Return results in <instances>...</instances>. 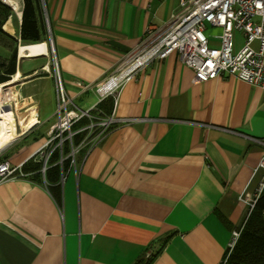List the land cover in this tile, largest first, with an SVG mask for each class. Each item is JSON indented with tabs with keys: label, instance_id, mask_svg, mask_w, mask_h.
Masks as SVG:
<instances>
[{
	"label": "crops",
	"instance_id": "crops-1",
	"mask_svg": "<svg viewBox=\"0 0 264 264\" xmlns=\"http://www.w3.org/2000/svg\"><path fill=\"white\" fill-rule=\"evenodd\" d=\"M180 1L44 0L74 102L90 93L82 108L89 109L108 96L100 84ZM22 13L7 20V32L20 31ZM53 68L47 40L20 43L16 73L0 83L18 134L0 156L13 166L31 157L45 166L40 150L57 120ZM194 78L174 52L126 81L113 112L134 120L79 150L76 166L65 177L61 170L60 202L46 170L43 183L28 175L0 180V264H221L250 211L239 196L253 200L264 177L256 171L264 146L254 141L264 137V88L233 75ZM2 108L0 92V141Z\"/></svg>",
	"mask_w": 264,
	"mask_h": 264
},
{
	"label": "built area",
	"instance_id": "built-area-1",
	"mask_svg": "<svg viewBox=\"0 0 264 264\" xmlns=\"http://www.w3.org/2000/svg\"><path fill=\"white\" fill-rule=\"evenodd\" d=\"M1 1L8 4L16 15H21L24 0H17L21 5L20 13L16 5L8 0ZM40 3L50 31L45 2L40 0ZM208 26L220 28V33L208 35ZM236 32L241 33V40L236 39ZM213 38L218 39V45L211 42ZM174 52L194 70V80L197 82L233 75L264 88V0H181L168 21L159 27L147 29L138 45L119 61L114 71L100 84L99 91L103 95H116L140 69ZM54 61L52 74L58 97L57 120L40 150L46 153L43 171L55 150L61 153L58 163L62 166L63 161L68 159L69 167L73 168L81 148L96 146L115 125L134 120L119 118L114 112L102 115L100 111H95L96 106L89 109L78 107L67 93L56 58ZM84 118L88 120L87 123L75 127ZM80 134L84 135L77 142L76 138ZM254 141L264 146V137L254 138ZM259 169L264 170V155L256 171ZM64 172L62 169V177H65ZM17 176H26L20 166H13L8 160L0 161V180ZM263 188L264 177L253 200L244 199L243 194L239 197L248 203L251 210ZM240 232V228L233 230L221 264L226 263Z\"/></svg>",
	"mask_w": 264,
	"mask_h": 264
},
{
	"label": "trees",
	"instance_id": "trees-1",
	"mask_svg": "<svg viewBox=\"0 0 264 264\" xmlns=\"http://www.w3.org/2000/svg\"><path fill=\"white\" fill-rule=\"evenodd\" d=\"M15 15L13 9L0 0V83L10 80L16 73L20 43H38L45 41L48 36L40 0H24L20 31L16 35H12L4 29V26L9 30L8 25L10 22L7 24L6 22ZM114 105L115 96L108 95L96 105L95 111H100L102 115H110L113 112ZM87 121L84 118L75 127H79L87 123ZM83 135L77 136V142ZM67 148L65 151L68 150ZM59 159L60 151L55 150L49 160L51 166L45 171L46 179L56 184V186H51V190L58 202L61 201L59 184L61 170H65L70 162L66 159L61 166V164L57 163ZM2 160L4 159L0 156V161ZM42 169L43 160L35 157H31L21 166V170L38 183H43L44 181ZM240 229L238 240L229 253L225 264H264V188ZM150 260L141 258L136 264H150Z\"/></svg>",
	"mask_w": 264,
	"mask_h": 264
},
{
	"label": "bare ground",
	"instance_id": "bare-ground-1",
	"mask_svg": "<svg viewBox=\"0 0 264 264\" xmlns=\"http://www.w3.org/2000/svg\"><path fill=\"white\" fill-rule=\"evenodd\" d=\"M8 1H9V3L16 5L19 13L21 12V9H20L21 5H20L19 1H17V0H8ZM19 74H20V72H19ZM17 78L18 77L16 76V79ZM0 92H1L2 97H3V106L4 105H10L9 100L6 98L7 95H5V92L3 91L2 85H0ZM4 113L6 116L7 128L4 130L3 134L1 135L2 139L0 141V150L3 149L7 144H9L11 141H13L18 136L17 131H16V118L14 116L12 109L8 110V111L4 110ZM31 119H32L31 116L29 118L25 119L26 126L29 124Z\"/></svg>",
	"mask_w": 264,
	"mask_h": 264
},
{
	"label": "rangeland",
	"instance_id": "rangeland-1",
	"mask_svg": "<svg viewBox=\"0 0 264 264\" xmlns=\"http://www.w3.org/2000/svg\"><path fill=\"white\" fill-rule=\"evenodd\" d=\"M8 29L11 31L12 30V27H11V25L9 24L8 25ZM206 33L208 34V35H217V34H219L220 33V29L218 28V27H214V26H209V27H207V29H206ZM235 37H236V39H238V40H241L242 39V35H241V33L240 32H236L235 33ZM48 42H49V45H50V54H51V57L53 58V64L55 63V53H54V51H53V43H52V39H51V37H50V35H48L47 36V39H46ZM38 43H41V42H38ZM33 44V43H32ZM54 67H55V64H54ZM52 72H53V70H52ZM47 93H48V90H47ZM53 95V94H52ZM8 96V95H7ZM54 98H55V96H54ZM92 98H93V95L92 94H86V95H84L82 98H80V99H75V104L78 106V107H80V108H84L91 100H92ZM20 112H21V108H20V106H19V109H18V113L20 114Z\"/></svg>",
	"mask_w": 264,
	"mask_h": 264
},
{
	"label": "water",
	"instance_id": "water-1",
	"mask_svg": "<svg viewBox=\"0 0 264 264\" xmlns=\"http://www.w3.org/2000/svg\"><path fill=\"white\" fill-rule=\"evenodd\" d=\"M2 109L5 111H8V110H11L12 107L10 105H4Z\"/></svg>",
	"mask_w": 264,
	"mask_h": 264
}]
</instances>
